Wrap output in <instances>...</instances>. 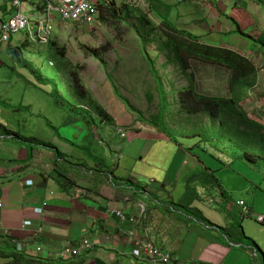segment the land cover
Instances as JSON below:
<instances>
[{
  "label": "crops",
  "instance_id": "crops-1",
  "mask_svg": "<svg viewBox=\"0 0 264 264\" xmlns=\"http://www.w3.org/2000/svg\"><path fill=\"white\" fill-rule=\"evenodd\" d=\"M23 1L33 9L40 2ZM163 1L172 6L171 19L184 22L180 28H202L200 34L194 33L200 43L259 61L254 62L258 81L241 103L251 100L264 107V0ZM1 8L8 11L7 5ZM13 8L11 3L10 11ZM54 21L59 26L65 23L57 16ZM238 26L259 44L236 33ZM14 35L4 45L11 49L31 46L25 35L20 44L12 45ZM99 68L93 63L85 77L76 78L90 95H79L76 83L56 85L54 76L59 73L51 68L40 71L43 78L54 79L55 85L38 82L23 67L7 72L9 77L12 73L18 77L12 83L0 77V247H16L21 242L24 255L56 264H149L131 254L135 238L148 237L171 253L173 264H264V226H254L264 223L257 220L264 214L256 212L255 204L232 199L213 168L219 161L230 168L214 154L231 163L233 158L241 160L240 153L232 151L227 156L217 141L204 142L199 135H191L208 127L178 132L189 140L187 146L178 134L163 130L161 120L136 118L115 92L106 71ZM55 86L72 105H86L90 111V105H100L107 117L92 111L96 122L90 127L58 103L52 93ZM161 109L162 103L157 115H164ZM203 154L212 156L214 162ZM209 175L214 179L205 181ZM188 205L200 209L208 220L194 218ZM110 209L135 215L136 221H124ZM26 221L30 224L25 225ZM83 238L91 241L90 250L54 258L59 249L79 244ZM9 261L0 257V264Z\"/></svg>",
  "mask_w": 264,
  "mask_h": 264
},
{
  "label": "rangeland",
  "instance_id": "rangeland-1",
  "mask_svg": "<svg viewBox=\"0 0 264 264\" xmlns=\"http://www.w3.org/2000/svg\"><path fill=\"white\" fill-rule=\"evenodd\" d=\"M106 1L105 5H109L112 9L115 8L120 13L118 16H122V19L118 16L115 18L112 15L110 20L103 21L101 19L100 25L97 28H90L86 24L78 26L75 23H63L59 26L57 21H54V29L50 34V42L32 43L29 48L22 49V56L26 60L31 61L36 67H39L41 71L47 68H51L53 71L57 70L59 74L55 75L54 78L57 80V85L61 88L71 84L74 85L76 78H80V74H83L85 77L88 73L87 70L94 63L98 68L100 67L106 71L109 79L111 78L121 95L131 105L139 108L145 119L158 123L157 114L162 103L165 112L161 116V124L170 129L173 134H178V132L186 129L193 130L196 127L201 130L205 127L210 128L214 123V118L204 116L205 113L202 111L188 116L183 115V112L187 110L184 111L185 109L183 110L180 106L179 96L182 90L189 87H192L200 94L218 97L230 96V70L218 64L198 60V58L191 56L192 54H189L183 47L179 50V54L183 57V61H180L175 56L173 50L174 42H177L176 39L183 36L174 35L173 40L175 41L166 36L163 23L149 10L146 0ZM11 3L12 0H0V4L7 5L8 7V11H0L2 20H7L10 13L15 11V8L10 11ZM128 5L134 9V15L129 14L127 16ZM41 9L39 6L33 9L27 1L26 4L23 1L22 11L33 16V20L41 18ZM99 10L100 13H104L109 18L110 15L107 8L100 7ZM172 11L175 14L176 10L174 11V8ZM136 13L139 17H144V19L140 20L136 16ZM168 13L169 21L171 20L176 27H181L180 24H184V22H179V24L177 20H172L170 10ZM191 14L193 17H198L199 20L201 19V16L197 12H192ZM138 24L140 28H136ZM189 24L191 23L189 22ZM194 24V27H196L198 23L195 21ZM182 28L188 29L186 27ZM137 29L148 38L147 53L143 51L141 44L142 37L138 34ZM188 30L196 34L203 32L202 28ZM24 34V31L15 33L11 41L12 45L20 44ZM8 42H0V69L4 70L0 74V77L6 83H12L18 77L14 73H12V77H9L7 76V72L10 69L17 70L19 67L27 69V67H24L20 61L15 59L11 51L12 46L4 45ZM83 44L97 47L101 52L104 51L103 55L106 65L104 66L88 50L82 47ZM149 60L153 61L157 75L152 70ZM254 62L259 61L254 60ZM26 76L31 78L28 72H26ZM19 78L22 79V77ZM159 82L162 83L163 93L158 88ZM64 93L66 98H69L68 92ZM241 105L240 111L245 113L249 120L256 117V121L264 124V107H258L251 100H246ZM161 112L163 113V111ZM197 117L199 120H197ZM237 118L239 117L226 116L220 119L227 125L225 126L226 128L233 130L234 137L232 141L234 142V146L225 141L216 142L219 149L227 156H232V151L236 154L242 152L239 146L242 140L249 147L258 146L260 141H264V137L262 136L264 132L263 128L256 131L253 126L249 128L244 119L239 118L238 120ZM215 122V126H217L219 120L216 119ZM213 130L217 132L216 129ZM243 131L249 133L248 135L244 134L249 140L243 138L241 134ZM177 137L185 145L189 143V140L182 135L178 134ZM199 140L200 138L197 137L194 144L196 145ZM217 155L230 167L225 169L222 161L213 166V168L217 169L218 177L221 183L223 182L222 185L226 189V192L232 196V199L239 200L242 198L249 205L255 204L257 208L256 212L264 214V164L251 162L243 158L241 160L233 158L231 163H229L228 159H224L223 155L214 154L215 157ZM203 156L214 162L212 156L206 154H203ZM231 176H235V178ZM190 190L195 192V189L192 187ZM196 204L199 205V202H196ZM257 224L264 226L262 222L254 223V226L258 227ZM246 228H248V225H246Z\"/></svg>",
  "mask_w": 264,
  "mask_h": 264
},
{
  "label": "trees",
  "instance_id": "trees-1",
  "mask_svg": "<svg viewBox=\"0 0 264 264\" xmlns=\"http://www.w3.org/2000/svg\"><path fill=\"white\" fill-rule=\"evenodd\" d=\"M149 10H151L163 23V29L166 32V36L170 37L172 41L174 38V35L177 36H183L181 38L176 39L177 42H174V53L175 56L180 60L183 61V57L179 54V50L182 49V47L190 54L191 56L198 58V60H204L210 63L218 64L221 66L226 67L227 69L230 70V78H229V92L230 96H211V95H205V94H200L196 92L192 87L186 88L181 91V95L179 96V103L180 106L187 110L190 113L194 112H199L202 111L203 113L209 114L210 118H214L213 120V125L206 130H204L201 133H191V135H199L203 141L210 142V141H225L229 142L232 146H234L233 140V130H230L229 128H226L227 126L223 120H220L222 117L226 116H235L239 117L241 119H244L247 122V125L249 128L255 127L256 131L259 129H264V124L252 120L246 116L245 113L241 112V102L244 100L245 96H247L248 92L250 89L256 85L258 79L257 75V68L252 60L249 58L241 55L240 53L222 48V47H216V46H211L207 44H203L198 42L200 37L193 32L189 31L188 29L176 27V25L170 20L169 21V13L168 11L171 10V5L164 2L163 0H146ZM105 1H100L98 3V9L100 7L107 8L109 12V18L104 15V13H100V20L102 19L103 21L110 20V17H115L120 14L119 12L116 11L115 8L112 9L109 5H105ZM4 4H0V10L2 9L1 7H4ZM39 8L41 9L42 6V0L38 3ZM166 9V10H164ZM127 16L129 14L134 15L135 11L134 9L128 5L127 9ZM136 16L139 17V15L136 13ZM119 17V16H118ZM122 19V16L119 17ZM118 18V19H119ZM139 19H144V17H139ZM144 26V24H142ZM136 28H140V25L138 24ZM138 34L142 37L141 39V44L143 47V51L147 53L146 46L148 43V38L142 34V32L137 29ZM236 33H239L241 36H244L245 38L249 39L250 41L253 42V44H259L256 39L250 35L249 33L243 31L239 26L237 27ZM147 34V33H146ZM29 43L32 41L29 38H26ZM33 43V42H32ZM167 43V42H166ZM262 44V43H261ZM187 45V46H184ZM55 46V44H54ZM88 52L97 58L104 66L106 65V60L104 58V51H100L99 48L97 47H90L85 44L82 45ZM264 47V45H263ZM102 50V49H101ZM15 56V59L17 61H20L24 67H27L36 77L38 82L40 83H47V84H56L55 80L52 78H43L41 75V69L39 67H35L34 64L31 61L26 60L22 56V46H18L16 48H13L11 50ZM152 70L154 73L157 75V71L155 70V67L153 65V61L149 60ZM111 80V78H110ZM76 90L79 95H90L87 93V90L83 87V84L80 82L79 79L76 80ZM111 83L115 89V92L117 95L125 101L127 104L128 108L133 112L136 118L139 119H144L142 112L139 108L131 105L125 97L121 95V93L117 90L116 86L111 80ZM57 85V84H56ZM159 90L163 93V86L162 83L159 82L158 84ZM53 95H55L56 100L58 101L59 104L63 105L65 108L69 109L71 112L76 113L77 115L81 116L83 120L86 121V123L92 127V125L96 122L95 117L93 115V112L96 113L99 116H102V118H106L107 115L105 113V109L101 107L100 105L97 104H92L91 110H88L87 108L84 107V105H81L79 107H76L72 105L67 99L63 98L62 95L60 94L58 88L55 86L53 89ZM164 98V95H163ZM165 99V98H164ZM164 114L165 108L162 109ZM158 120H162V117L160 115L157 116ZM239 118H237L239 120ZM219 120V123H217V126H215L216 122L215 120ZM160 125V124H159ZM162 126V125H161ZM239 127V125H238ZM216 129L217 132H215ZM163 130H166L163 126ZM9 133V131H6ZM11 132V131H10ZM168 133V132H167ZM243 135V138H246L249 140L247 136L244 134L248 135V132H241ZM262 136L264 137V132L262 133ZM27 139V138H25ZM27 140H34L28 138ZM46 146H51L50 144L45 143ZM239 146L242 149V152L239 155V158H243L245 160L251 161V162H260L264 164V141H260L259 145L254 147H249L248 144H246L243 140ZM214 175H209L204 178V180H213ZM217 184H220L219 181H216ZM223 192H225L223 190ZM188 211H190L193 215L194 218L196 219H202L203 221L208 220L205 218L200 209L197 207H190L189 205L186 206ZM209 222V221H208ZM255 250V248L253 249ZM0 257H5L9 258L10 261L6 264H56L51 260H46V259H38V258H33L30 256L24 255L22 252L16 249L14 246H7V247H0Z\"/></svg>",
  "mask_w": 264,
  "mask_h": 264
},
{
  "label": "built area",
  "instance_id": "built-area-1",
  "mask_svg": "<svg viewBox=\"0 0 264 264\" xmlns=\"http://www.w3.org/2000/svg\"><path fill=\"white\" fill-rule=\"evenodd\" d=\"M100 1H105L107 3L106 0ZM100 1L42 0L43 7L41 9V18H35V20H33V16L22 11L23 0H12L13 6L15 7L14 13H12L7 20L0 19V42L9 41L15 33L24 31L25 37L29 38L33 43H49L56 16L65 23H75L78 26L86 24L95 28L100 25V14L97 6ZM84 107L88 110L90 109L86 105H84ZM119 132L125 135L123 129H119ZM2 206L3 200L0 196V208ZM110 210L124 221H136L135 215H127L121 209ZM140 210L142 214L145 213L143 205H140ZM257 220L264 221V216L258 215ZM28 224H30V221L25 222V225ZM130 234L134 235L135 233L131 231ZM24 247L25 245L19 242L17 243L16 249L22 251ZM91 248V241L88 238H83L79 244L72 246L68 245L59 249V252L54 258L59 259L78 256ZM37 250H40V247H37ZM131 254L140 260L148 261L149 264H173L171 253L155 245L148 237L135 238ZM178 264L191 263L184 261Z\"/></svg>",
  "mask_w": 264,
  "mask_h": 264
}]
</instances>
